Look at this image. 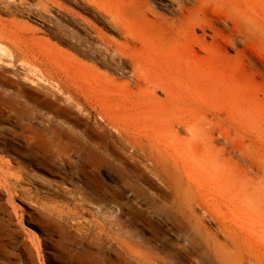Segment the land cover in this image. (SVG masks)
Wrapping results in <instances>:
<instances>
[{"label": "bare ground", "instance_id": "1", "mask_svg": "<svg viewBox=\"0 0 264 264\" xmlns=\"http://www.w3.org/2000/svg\"><path fill=\"white\" fill-rule=\"evenodd\" d=\"M141 2L137 13L152 25L176 24L184 32L185 48L194 44L202 50L206 37L223 34L216 20L199 16L196 6L185 0ZM0 5L10 15L26 5L40 20H46L52 8L92 35L82 17L54 0L32 5L0 0ZM168 5L176 16L160 12ZM225 16L236 23L235 9ZM58 32L71 47L78 46L75 34ZM35 42L26 22L0 15L1 192L22 183L31 143L40 138L47 152L83 176L87 186L77 183L74 199L81 213L85 206H94L83 227L95 245L107 244L136 264H204V259L213 264H264V138L257 151L252 142L238 141L242 123L252 126L250 104L230 112L233 132L220 128L224 117L219 108L181 120L159 116L137 123L112 120L104 107L99 113L103 123L89 125L81 119L94 117L90 85L83 90L72 76L68 53ZM132 72L137 73L135 66ZM157 87L145 86L150 92ZM70 115L76 117L73 126L66 120ZM94 130L100 132L98 140L92 139ZM112 144L127 153L132 166L145 168L159 187H144L134 171H123L117 187L103 183L98 176L109 164Z\"/></svg>", "mask_w": 264, "mask_h": 264}, {"label": "rangeland", "instance_id": "2", "mask_svg": "<svg viewBox=\"0 0 264 264\" xmlns=\"http://www.w3.org/2000/svg\"><path fill=\"white\" fill-rule=\"evenodd\" d=\"M54 1L82 17L94 36L85 34L52 8L46 20L29 12L26 5L11 15L0 5V15L26 22L37 40L34 45L51 46L70 55L72 76L83 90L90 85L87 92H93L94 117L81 121L94 126L103 123L99 113L104 107H108L112 120L137 123L159 116L181 120L219 108L224 117L220 128L233 132L230 112L250 104L252 126L242 123L238 141L252 142L256 151L262 146L264 0H205L200 4L185 0L196 6L199 16L216 20L223 29L220 37H206L208 44L202 50L194 44L185 48L184 32L176 24L148 23L137 13L143 0ZM231 8L237 13L235 24L225 16ZM159 10L167 17L176 16L170 5ZM58 31L75 34L78 46L71 47ZM194 33L199 35L201 30ZM133 66L137 73L132 72ZM150 83L158 84L154 92L145 88ZM66 120L73 126L76 117L70 115ZM95 131L92 139L98 140L100 132ZM108 152L109 164L98 176L103 183L117 187L123 171L129 175L134 171L144 187H159L145 168L132 166L124 150L112 144ZM26 169L20 185L7 193L0 191V264H136L115 248L107 244L99 247L87 239L84 217H91L95 209L90 204L81 213L73 191L77 183L87 186L84 178L47 152L40 138L31 143ZM125 195L130 193L125 191ZM143 233L151 236L150 231ZM204 261L213 264L210 259Z\"/></svg>", "mask_w": 264, "mask_h": 264}]
</instances>
